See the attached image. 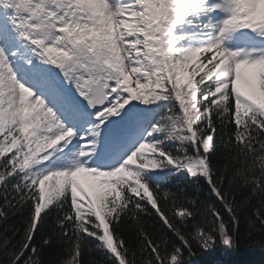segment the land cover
<instances>
[{"label": "snow or ice", "instance_id": "obj_1", "mask_svg": "<svg viewBox=\"0 0 264 264\" xmlns=\"http://www.w3.org/2000/svg\"><path fill=\"white\" fill-rule=\"evenodd\" d=\"M217 140L234 171L214 167ZM169 171L203 179L233 227L165 189ZM240 188L264 209V0H0V219L23 217L20 239L3 241L7 264H43L53 236L60 264L85 253L101 264L94 251L109 264H138L137 251L139 264H184V249L207 251L215 234L234 246ZM151 210L183 247L159 229L153 239Z\"/></svg>", "mask_w": 264, "mask_h": 264}, {"label": "trees", "instance_id": "obj_2", "mask_svg": "<svg viewBox=\"0 0 264 264\" xmlns=\"http://www.w3.org/2000/svg\"><path fill=\"white\" fill-rule=\"evenodd\" d=\"M229 131H234V125L229 129ZM217 149L213 157V165L216 168H223L225 163H228L232 167V171L235 170V167L232 166L231 156L235 155V152L229 153L228 149L219 145L217 140ZM173 147L174 146H170ZM226 175L231 176L232 172H228ZM162 176L169 177L168 179L162 181V186L175 193L177 198H187L194 199L197 207L202 205V202L213 205L221 217L227 222L229 229L233 227V222L224 209L223 204L217 199L213 194L210 193L208 185L203 179L197 184L194 179L189 178V176L181 172L176 175L172 173L164 172ZM227 180H225V185ZM183 189V191H181ZM248 197V190L245 188H240L238 192L235 193L234 203L237 206V217H238V228L234 235V246H225L220 240L218 234L216 235L215 246L211 249L204 251L195 243L192 245L191 252L193 255L189 256V250L184 249V264H264V224L261 223V219H264V216L261 219H258L256 216V210L261 209V204L259 198L253 197L251 200L246 201ZM3 204L2 198H0V205ZM160 206L165 209L171 207V202L164 204L163 198L161 197ZM191 207V205H188ZM150 208V206H149ZM7 212V209H3ZM152 214L144 217L146 230L152 235L153 239L159 243L157 240V231L160 230V234L169 238L172 244L183 247L182 242L172 233L169 229L162 226V222L159 221V218L155 216L154 210H151ZM264 212V209H261ZM26 215V211L24 213ZM55 209L50 212L47 225L41 231H38L35 235L34 242L39 246L43 243V237L48 235L53 228H56ZM131 214H129L130 216ZM22 214H9L6 220L0 219V264H7L6 257L4 256V246L3 241L6 237H11V241L8 245V248H11V245L16 243L20 239V233H17L16 236H13V231L16 228H21L22 230ZM200 217H197L199 221ZM195 222L189 220L185 231L188 233L193 232L195 229L193 224ZM10 229L5 232V229ZM58 230V228H57ZM119 231L123 234L124 238L130 241V246L133 249H137L138 241L136 239L135 224L129 217H125L123 222L119 226ZM57 237H52V243L48 246H44L41 253L40 259L43 264H60L61 259L65 257L62 245L56 243ZM87 243L90 247H94L95 241L92 238L87 240ZM92 258L94 260L100 261L101 264H109L107 257L100 251H94L92 253ZM138 264L140 260L139 251H137ZM84 264H89V257L87 253L84 255Z\"/></svg>", "mask_w": 264, "mask_h": 264}, {"label": "rangeland", "instance_id": "obj_3", "mask_svg": "<svg viewBox=\"0 0 264 264\" xmlns=\"http://www.w3.org/2000/svg\"><path fill=\"white\" fill-rule=\"evenodd\" d=\"M92 180H93V178L88 177L85 174H81V183L85 187V190L88 191L89 195L94 198V191H93V189L91 187Z\"/></svg>", "mask_w": 264, "mask_h": 264}]
</instances>
